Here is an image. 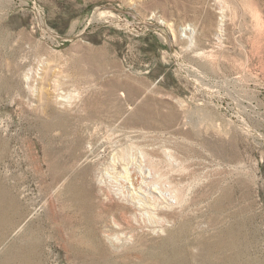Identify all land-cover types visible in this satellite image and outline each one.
<instances>
[{"label": "rangeland", "instance_id": "374dc122", "mask_svg": "<svg viewBox=\"0 0 264 264\" xmlns=\"http://www.w3.org/2000/svg\"><path fill=\"white\" fill-rule=\"evenodd\" d=\"M0 190V264L23 239L27 264H100L92 229L120 263L183 222L264 264V0H0ZM131 194L164 225L112 229Z\"/></svg>", "mask_w": 264, "mask_h": 264}, {"label": "bare ground", "instance_id": "6f19581e", "mask_svg": "<svg viewBox=\"0 0 264 264\" xmlns=\"http://www.w3.org/2000/svg\"><path fill=\"white\" fill-rule=\"evenodd\" d=\"M230 192H231L230 187L229 186L225 187L223 190V193H224L223 196L219 198L218 200L216 199L212 203L211 207L213 208L221 207L223 209L226 204L225 201L231 200ZM183 199L184 197L182 195L181 189L177 188L176 191L174 192L172 203H168L167 205L168 206H173V204L180 205L183 202ZM2 200H5V199H2ZM124 200H125L124 202L125 204L122 207L117 208L115 212H113V213L122 212V214L118 218L116 217L111 218L113 222L112 229H115L118 232H122V234H126L127 226L129 225L128 227L131 228L129 233L131 234L135 233L137 231V228L138 229L142 228V226L137 225L133 221V219L136 220V216L138 214L144 218L147 224H153L154 222H156L157 224L164 225L163 221L165 220L166 217L165 215H162V213L167 210L168 206H165V208L162 206L164 201H162L161 198H158L155 195H150V196H145V198L141 199L138 195L131 194L125 197ZM12 201L14 200L12 199ZM8 204L5 203L4 205L8 206ZM85 207L89 210L91 207V204H87V205L85 204ZM128 208L133 209L135 211L134 214H129L127 213L126 210H124ZM0 209H1V205H0ZM6 209L4 210L6 211ZM8 209H9V206H8ZM4 213H7V212H4ZM2 216H4V214ZM12 217H15V215H13ZM10 219L13 221L14 218L12 219L10 217ZM87 219L90 222L93 221V219L91 218L89 214L87 215ZM10 223H13V222H10ZM189 227L190 226L188 224L183 222L182 225L180 226V229L174 232H170L168 237L164 238L161 245H158L156 248L150 247L145 250H143L144 249L143 248V249H138V250H133V251L131 250L128 252H123L122 253L123 255L122 256L119 255V256L123 258L125 257V259L120 263L114 262L113 260H111L110 256L111 255L116 256V255L114 253L111 254L108 248L106 247V244L102 240H100L98 237H96L95 229H92V232L96 238L95 246H97V249L95 251H97L104 259L103 262H100V264H234L232 263L233 261L231 262L233 258H230L229 251H231L234 248V241L235 239H237V236H235L234 234L235 232H233L231 225L224 228V230L221 231L222 232L221 234L215 235L214 239H207V240L202 239L200 241L199 240L193 241V239L192 240L188 239L189 237L188 234L190 231ZM2 236H5V235L2 234ZM240 237L242 240H244L242 235H240ZM16 239H19V238H16ZM22 241L23 243L21 242L19 246L15 245L21 250L20 255L17 257L18 258L17 262L18 264H27L28 260L31 261L32 253L33 254L36 253V248L39 247V245L41 246V244H39L40 242L39 243H35L34 241L31 242L28 239H23ZM192 246L197 248L198 251L194 250ZM219 252L222 253V255H220ZM33 260L35 261V259Z\"/></svg>", "mask_w": 264, "mask_h": 264}]
</instances>
